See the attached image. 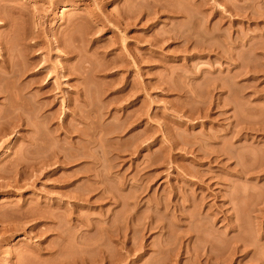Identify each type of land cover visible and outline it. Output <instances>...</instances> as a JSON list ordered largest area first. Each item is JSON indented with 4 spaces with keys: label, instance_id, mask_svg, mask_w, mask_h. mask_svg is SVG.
<instances>
[{
    "label": "rangeland",
    "instance_id": "obj_1",
    "mask_svg": "<svg viewBox=\"0 0 264 264\" xmlns=\"http://www.w3.org/2000/svg\"><path fill=\"white\" fill-rule=\"evenodd\" d=\"M0 5V264H264V0Z\"/></svg>",
    "mask_w": 264,
    "mask_h": 264
},
{
    "label": "bare ground",
    "instance_id": "obj_2",
    "mask_svg": "<svg viewBox=\"0 0 264 264\" xmlns=\"http://www.w3.org/2000/svg\"><path fill=\"white\" fill-rule=\"evenodd\" d=\"M1 1L4 2V0H0V2ZM2 7L3 6L0 5V21H2V24H0V29L2 28V30H4V33H2L3 32L2 31L1 32L2 34L0 35V50H1L0 68H2V70H3V71H0V84L2 85L1 89H2L5 97L8 99L9 98L13 99L14 102L16 101L14 103V105L17 107H15L11 103L12 105L9 104V106H8L9 111H13L12 112L13 115H14V111H15L16 112L15 115H18V117H19L18 119L19 120L21 119V121H22L23 120L22 117L24 118L25 117L24 114H26L23 111H25L27 109L26 108V106H27L26 101L28 99L27 94L34 85L36 86L37 80L34 82L33 81H27L25 83H24V80H21V78L28 71V69H32L31 66H33V63H29V62L25 63L24 62L25 57L29 54L28 48L30 47V45L27 43V40H28L27 31L22 30L23 33H22L21 39L19 40V43H18L19 46H22V47H20V49L17 50L18 53L16 52L15 49L12 51L11 49L8 48V41L6 40V37L8 36L9 32H12L13 29H14V31L18 29L17 27H15V24H17L16 21H18L19 22L18 24H20V25L21 24L24 25L23 23H26L25 22V20L27 21L26 12L23 10V8L22 9L21 8L20 9L14 8L11 10L7 9L9 11L6 14L5 12L7 10L4 7H3L4 8L3 9ZM4 10H6V11H4ZM6 15H8L7 17L10 18V20H12L11 24L8 22H5V16ZM7 17H6V19H7ZM18 27H21V26L18 25ZM3 28H5V29H3ZM54 40H55V43H57L59 45V40L57 38H55ZM63 52L66 55H68L67 59L72 58L70 56V55H72V51L70 52V54H69V52H67L65 50H63ZM42 95H43V93H37L36 95L32 94L31 98L37 97V99H38ZM17 102L21 106L22 110L18 107L19 105H17ZM20 103H22V104H20ZM41 104L39 103V106L36 110L37 113H40V111H41V107H42ZM15 108L18 110V112H22L23 116L21 115V113L17 114L18 112L15 110ZM12 109H14V110H12ZM253 171L254 170L249 169V170L241 172V173L245 174V175H250L252 173H255ZM256 172H262V171H256Z\"/></svg>",
    "mask_w": 264,
    "mask_h": 264
}]
</instances>
